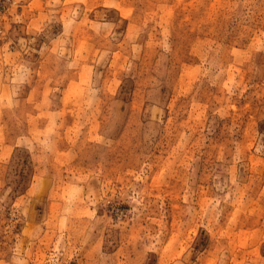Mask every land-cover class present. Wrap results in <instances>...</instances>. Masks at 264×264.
Returning <instances> with one entry per match:
<instances>
[{"label":"rangeland","instance_id":"1","mask_svg":"<svg viewBox=\"0 0 264 264\" xmlns=\"http://www.w3.org/2000/svg\"><path fill=\"white\" fill-rule=\"evenodd\" d=\"M0 264H264V0H0Z\"/></svg>","mask_w":264,"mask_h":264}]
</instances>
